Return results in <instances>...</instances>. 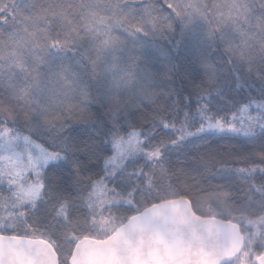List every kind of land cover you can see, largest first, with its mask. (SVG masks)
I'll return each instance as SVG.
<instances>
[{"label":"snow or ice","instance_id":"obj_1","mask_svg":"<svg viewBox=\"0 0 264 264\" xmlns=\"http://www.w3.org/2000/svg\"><path fill=\"white\" fill-rule=\"evenodd\" d=\"M164 4L0 0V264H264V0Z\"/></svg>","mask_w":264,"mask_h":264},{"label":"trees","instance_id":"obj_2","mask_svg":"<svg viewBox=\"0 0 264 264\" xmlns=\"http://www.w3.org/2000/svg\"><path fill=\"white\" fill-rule=\"evenodd\" d=\"M207 2L211 3L213 2V0H207ZM158 6H162L164 7L165 9H167V5L164 4V0H158ZM170 11V10H169ZM164 44H166V41H159L158 44H157V47H160V46H163ZM141 123H143V121L141 120ZM75 127H77L79 129L80 132H84V133H94V130L90 127V126H85V125H74ZM27 134V133H25ZM34 140H36L37 143H44L43 140L41 139H38L36 136H33L32 137ZM101 139H103V137H100ZM217 143H221V144H229V143H240V141L236 140L235 138H224V139H217ZM47 146V145H45ZM51 150V149H50ZM185 153L188 155V156H191L193 154L192 152V146H189L187 149L184 150L183 153H178L177 155H174L172 157V159L174 161H177V160H180L182 161L184 159V155ZM255 163H259L258 160L254 161ZM217 167L219 165H216ZM243 166H246L244 164H234L233 167H243ZM235 179V177H234ZM216 183H222V181H214Z\"/></svg>","mask_w":264,"mask_h":264}]
</instances>
